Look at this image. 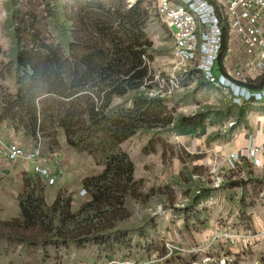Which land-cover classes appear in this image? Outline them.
<instances>
[{"label": "rangeland", "instance_id": "rangeland-1", "mask_svg": "<svg viewBox=\"0 0 264 264\" xmlns=\"http://www.w3.org/2000/svg\"><path fill=\"white\" fill-rule=\"evenodd\" d=\"M123 2L127 9L142 4L147 12L141 44L148 50V75L138 91L113 96L106 112L131 109L139 98L156 100L162 113L152 123L114 148L103 133L87 130L79 138L52 126L34 140L3 116L24 74L22 52L40 66L54 53L69 65L71 22L79 9ZM155 2L0 0V136L6 145L39 141L44 153H58L65 168L63 178L48 185L29 164L0 158V208H8L7 222L21 219L19 200L31 195L43 197L48 206L61 195L77 213L91 199L84 182L95 184L113 155H127L135 165L143 196L126 198L128 217L101 237L63 245L54 230L2 231L9 236H0V264H264V99L232 103L202 79L197 67L175 73V40ZM138 34L132 30L131 36ZM104 44L103 57L116 60L104 80L122 78L125 62L115 53L125 47L115 51L109 40ZM174 79L178 89H173ZM84 90L99 108L104 106L109 95L105 84L90 81ZM181 118L190 120L180 124ZM19 232L30 241L18 242Z\"/></svg>", "mask_w": 264, "mask_h": 264}, {"label": "trees", "instance_id": "trees-1", "mask_svg": "<svg viewBox=\"0 0 264 264\" xmlns=\"http://www.w3.org/2000/svg\"><path fill=\"white\" fill-rule=\"evenodd\" d=\"M92 5L82 6L71 22L73 34L69 41V65H63L58 53H54L53 58L49 57L42 66L27 58L26 52L21 53L20 65L24 74L19 78L16 97L6 101L3 116L23 126L26 134L34 140L52 126L63 130L66 136L74 131L79 138L87 130L103 133L117 148L138 130L144 129L145 123H152L151 120L162 113L161 103L143 98H139L131 109L106 112L113 96L123 97L127 92L138 91L144 86L143 81L148 75L144 59L148 50L141 41L146 38L142 22L147 12L138 3L130 9L124 2ZM132 30L134 34L139 32L138 36H131ZM105 40L110 41L115 51L118 47H125L115 53L125 62L120 74L122 78L111 75L104 80L116 67V60L103 57ZM219 69L221 75L225 73L223 60ZM90 81H100L109 89L101 108L92 96L85 93ZM243 84L250 89H262L264 76L255 84ZM189 120L181 118L179 123L186 124ZM68 143L75 147L78 145L70 140ZM134 172L135 165L127 155L110 156L105 172L94 179L95 184L88 180L84 182V187L90 189L91 199L77 213L71 211V200H62L61 195L51 206L43 197L31 195L27 200L21 197V219L1 223L0 236L8 237L9 233L3 235L2 231L11 232L15 227H23V230L38 227L43 233L54 230L63 245L69 241L79 242L84 237H101L115 223L128 217L124 209L126 198L138 200L143 197ZM15 238L20 243L30 241L22 232L15 234Z\"/></svg>", "mask_w": 264, "mask_h": 264}, {"label": "built area", "instance_id": "built-area-1", "mask_svg": "<svg viewBox=\"0 0 264 264\" xmlns=\"http://www.w3.org/2000/svg\"><path fill=\"white\" fill-rule=\"evenodd\" d=\"M155 8L173 33L175 73L197 67L202 79L232 103L264 99V87L243 84L264 76V0H156ZM172 86L179 88L176 79ZM0 158L29 164L48 185L65 175L58 153H44L39 141L6 145L0 136Z\"/></svg>", "mask_w": 264, "mask_h": 264}, {"label": "crops", "instance_id": "crops-1", "mask_svg": "<svg viewBox=\"0 0 264 264\" xmlns=\"http://www.w3.org/2000/svg\"><path fill=\"white\" fill-rule=\"evenodd\" d=\"M32 168V167H31ZM36 175V174H35ZM37 176V175H36ZM39 177V176H37ZM40 178V177H39ZM42 179V178H40ZM43 180V179H42ZM44 181V180H43ZM45 182V181H44ZM46 183V182H45ZM20 212V208H17V215H19ZM9 212H8V208H0V220L3 222H7L10 218H9Z\"/></svg>", "mask_w": 264, "mask_h": 264}]
</instances>
